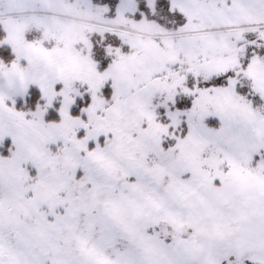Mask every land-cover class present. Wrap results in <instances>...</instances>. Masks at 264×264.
<instances>
[{
  "label": "snow or ice",
  "instance_id": "snow-or-ice-1",
  "mask_svg": "<svg viewBox=\"0 0 264 264\" xmlns=\"http://www.w3.org/2000/svg\"><path fill=\"white\" fill-rule=\"evenodd\" d=\"M0 264H264V0H0Z\"/></svg>",
  "mask_w": 264,
  "mask_h": 264
}]
</instances>
